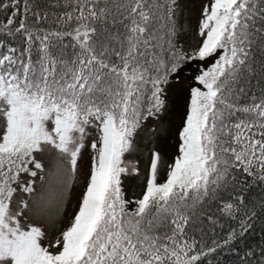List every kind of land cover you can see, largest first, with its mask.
I'll return each mask as SVG.
<instances>
[{
    "label": "snow or ice",
    "instance_id": "snow-or-ice-1",
    "mask_svg": "<svg viewBox=\"0 0 264 264\" xmlns=\"http://www.w3.org/2000/svg\"><path fill=\"white\" fill-rule=\"evenodd\" d=\"M221 256L264 264V0H0V264Z\"/></svg>",
    "mask_w": 264,
    "mask_h": 264
},
{
    "label": "trees",
    "instance_id": "trees-1",
    "mask_svg": "<svg viewBox=\"0 0 264 264\" xmlns=\"http://www.w3.org/2000/svg\"><path fill=\"white\" fill-rule=\"evenodd\" d=\"M260 236H261V233H260V225L258 224L257 225L256 234L253 237V239H255V240L258 241L260 239ZM220 259L224 262V264H231V259L232 258L230 256H221Z\"/></svg>",
    "mask_w": 264,
    "mask_h": 264
}]
</instances>
